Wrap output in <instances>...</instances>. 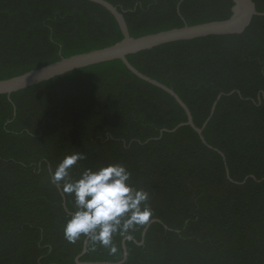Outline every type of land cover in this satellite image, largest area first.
Wrapping results in <instances>:
<instances>
[{
    "label": "trees",
    "instance_id": "trees-1",
    "mask_svg": "<svg viewBox=\"0 0 264 264\" xmlns=\"http://www.w3.org/2000/svg\"><path fill=\"white\" fill-rule=\"evenodd\" d=\"M130 36L226 20L233 0H105ZM264 13V0H252ZM114 17L86 0H0V80L112 46ZM141 74L172 89L207 145L164 91L112 61L0 96V264H75L68 213L51 172L122 163L154 211L143 246L126 241L124 264H264V17L241 35L180 41L129 56ZM230 93H233L230 95ZM227 171L229 179L227 178ZM68 211L70 198H65ZM145 228V227H144ZM143 228V229H144ZM143 229L132 238L141 241ZM88 241L81 262L117 263Z\"/></svg>",
    "mask_w": 264,
    "mask_h": 264
},
{
    "label": "clouds",
    "instance_id": "clouds-1",
    "mask_svg": "<svg viewBox=\"0 0 264 264\" xmlns=\"http://www.w3.org/2000/svg\"><path fill=\"white\" fill-rule=\"evenodd\" d=\"M84 159V153L75 152L51 172V184L71 202L63 237L72 244L87 239L93 250L100 245L114 253L116 236L130 240L153 219L150 195L132 185V173L122 163L84 168L73 175L74 166Z\"/></svg>",
    "mask_w": 264,
    "mask_h": 264
},
{
    "label": "water",
    "instance_id": "water-1",
    "mask_svg": "<svg viewBox=\"0 0 264 264\" xmlns=\"http://www.w3.org/2000/svg\"><path fill=\"white\" fill-rule=\"evenodd\" d=\"M86 1L104 8L114 17V19L116 20L119 26L123 39L112 46L83 54H77L69 58H62L57 62H54L52 64L46 65L44 67L35 70H31L28 73L16 77H12L6 80H0V96L5 95L8 98H10V96L14 93L28 89L33 86H37L43 82L50 81L56 77L65 75L75 70L83 69L99 64H104L112 61H120L125 66V68L135 77L170 95L185 112L186 115L185 123L180 124L175 129L170 131L163 130L161 134L164 132L174 133L179 128L187 126L190 127L199 136L203 144L207 145L203 137V130L205 129L211 117L213 116L216 105L223 96V94H220L217 97L216 101L212 105L209 118L205 121V123L201 128H198L195 126L193 122V118L191 116L189 109L172 89L141 74L137 69H135L129 63L127 58L129 56L136 55L138 53L148 51L170 43H175L180 41H191V40L210 37V36L241 35L249 28L255 17H264V13L257 12L255 3L252 0H233L231 15L226 20L213 21V22L194 25V26L184 25L182 28L162 31L155 34L142 36L139 38H133L130 36L123 13H120L116 7H114L105 0H86ZM231 94L233 93H230V95ZM227 178L229 179L228 171H227ZM61 196H62V206L64 210L67 213H69L66 207L65 197H63L62 194ZM154 223H160V222L158 220H151V222L143 229L140 242H137L133 238H131L130 240L133 241L134 244H136L137 246H143L146 233L150 228V226ZM128 240L129 239L122 240V244H121L123 251L122 260L117 263H109V262H81L80 259L87 252V245L89 241L85 239L83 242L81 253L75 258V264H124L128 257L127 248H126V241Z\"/></svg>",
    "mask_w": 264,
    "mask_h": 264
}]
</instances>
